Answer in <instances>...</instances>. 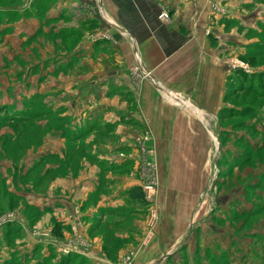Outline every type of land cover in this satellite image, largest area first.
<instances>
[{"label":"crops","instance_id":"crops-1","mask_svg":"<svg viewBox=\"0 0 264 264\" xmlns=\"http://www.w3.org/2000/svg\"><path fill=\"white\" fill-rule=\"evenodd\" d=\"M31 1L1 12H18L7 25L33 41L38 55L49 42L50 52L34 64L6 62L17 72L27 66L34 80L19 78L27 89L34 82L37 100L19 109L32 108L43 127L46 146L37 157L48 139L52 144L32 170L51 162L33 178L35 187L6 181L22 201L0 229L4 264H191L186 242L202 216L170 213L173 192L199 188L188 175L210 153L203 141H217L228 62L240 60L234 51L247 47V32L264 23V9L250 0ZM22 21L31 23V38L10 25ZM78 146L82 153H73ZM144 154L159 183L143 199L137 189ZM35 188L44 191L30 196ZM9 203L0 209L10 210ZM196 260L216 263L211 254Z\"/></svg>","mask_w":264,"mask_h":264},{"label":"rangeland","instance_id":"rangeland-1","mask_svg":"<svg viewBox=\"0 0 264 264\" xmlns=\"http://www.w3.org/2000/svg\"><path fill=\"white\" fill-rule=\"evenodd\" d=\"M250 1L264 9V0ZM31 3L30 0H0V6L14 9L27 8ZM2 12L0 7V203L9 198L10 208L7 209L10 210L0 209V215H7L18 209L22 201L8 193L7 179L10 178L16 186L20 184L28 188L23 181L35 187L33 178L39 175L40 169L43 171L41 167H46L51 161L46 159L43 165L34 170L32 167L40 161V157L42 160L44 154L50 153L52 144L49 146L48 139V150L37 157L46 146L39 138L43 127L36 124L37 115H33L32 108L19 109L23 102H37L34 82L29 89L26 88L33 78L31 73L26 74L27 66H24L25 70L17 72L16 67L10 68L6 60L14 61L17 58L34 64L41 55L49 54L51 47L50 42L47 43L46 54L38 55L29 45L33 41L23 40L7 25V20H18L19 13L14 11L6 17ZM260 12L257 10L258 14ZM259 17L264 19L262 15ZM15 24L18 30L27 31L30 38L33 36L31 23H10ZM255 26V32H247V47L239 54L236 52L239 49L234 51L241 63L237 59L228 62L229 74L223 95L225 105L219 110L217 141L210 136V140L203 141V146L206 144L210 153H203L205 161L202 167L198 168L195 163L194 172L188 175L194 186L199 188L186 193L181 190L173 192L171 202L180 205H173L170 213L202 216L200 223L191 225L193 235L186 242L190 252L186 256L191 264H198L195 259L207 254L215 257V264H264V23L259 21ZM44 38L48 39L46 36ZM25 41H29L28 44ZM21 43L24 45L18 49ZM56 48L61 47H54L59 52ZM5 55L9 57L5 59ZM19 78L26 84L18 81ZM44 114L46 117L40 118L49 119L54 112ZM80 146L77 152L72 147L68 151L82 153ZM145 156L141 159L139 189L151 185L154 193L159 183L157 166L153 160L146 164ZM7 162L11 164L9 168L4 166ZM39 191L44 190L32 189L30 196ZM140 193L142 196L137 194L138 198L144 199L143 190ZM175 197L179 203L173 199ZM12 213L18 215L17 212ZM199 243L202 244L200 250H193ZM9 245V242H5L6 247ZM114 248L117 249V246ZM0 257V264H4L3 257Z\"/></svg>","mask_w":264,"mask_h":264},{"label":"built area","instance_id":"built-area-1","mask_svg":"<svg viewBox=\"0 0 264 264\" xmlns=\"http://www.w3.org/2000/svg\"><path fill=\"white\" fill-rule=\"evenodd\" d=\"M237 61L239 63H241L240 60L237 59ZM246 70H248V69H246ZM150 190H152V186L151 185H147V186L143 187V191H145L146 194ZM145 192H144V195H145ZM147 196L150 198V196L148 194H147ZM14 219H15V214L12 213V212L10 214H7V215H0V229L2 227L6 226L8 223H11Z\"/></svg>","mask_w":264,"mask_h":264},{"label":"trees","instance_id":"trees-1","mask_svg":"<svg viewBox=\"0 0 264 264\" xmlns=\"http://www.w3.org/2000/svg\"><path fill=\"white\" fill-rule=\"evenodd\" d=\"M138 190H139V191H141L139 188L137 189V191H138ZM139 191H138V193H137V194H139ZM7 225L9 226V225H10V223H8Z\"/></svg>","mask_w":264,"mask_h":264}]
</instances>
